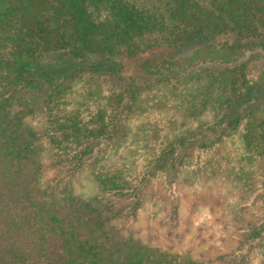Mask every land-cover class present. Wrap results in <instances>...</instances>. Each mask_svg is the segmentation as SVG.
I'll list each match as a JSON object with an SVG mask.
<instances>
[{
  "label": "trees",
  "instance_id": "1",
  "mask_svg": "<svg viewBox=\"0 0 264 264\" xmlns=\"http://www.w3.org/2000/svg\"><path fill=\"white\" fill-rule=\"evenodd\" d=\"M194 78L208 120L165 143L134 183L96 175L126 206L112 213L73 194L70 178L94 145L125 137L146 94ZM75 91L95 102L87 116L67 109ZM36 116L48 120L43 134L27 122ZM236 133L255 158L239 181L251 191L259 181L264 212V0H0V264H195L114 223L125 211L133 219L148 180L172 185ZM42 136L59 151L47 161ZM244 227L230 264L253 247L264 264V217Z\"/></svg>",
  "mask_w": 264,
  "mask_h": 264
},
{
  "label": "rangeland",
  "instance_id": "2",
  "mask_svg": "<svg viewBox=\"0 0 264 264\" xmlns=\"http://www.w3.org/2000/svg\"><path fill=\"white\" fill-rule=\"evenodd\" d=\"M197 79L187 83L182 79L167 81L146 94L127 122L125 137L94 145V152L70 178L73 194L82 200H99L112 213L126 206L130 199L104 191L96 175L119 173L134 183L135 173L165 143L208 120L211 109L199 94L205 84ZM122 89L119 84L118 90ZM94 91L98 98L100 93ZM102 92L105 94L106 88ZM78 95L74 94L67 109H78L81 117L87 116L95 102L82 105ZM27 122L42 134L48 127V120L39 116ZM42 143L45 161L59 154L44 136ZM254 159L244 152L238 133L233 134L215 151L200 155L196 163L182 169L172 185L166 184L162 174L148 180L140 191L141 202L133 219H127L125 211L114 226L131 232L146 246L180 255L195 264H230L228 257L239 247L244 226L264 217L259 181L253 191L247 188V181H239L255 169ZM200 165L203 171L199 174ZM52 177L53 170H47L41 183L47 186ZM243 264H262L255 247Z\"/></svg>",
  "mask_w": 264,
  "mask_h": 264
}]
</instances>
